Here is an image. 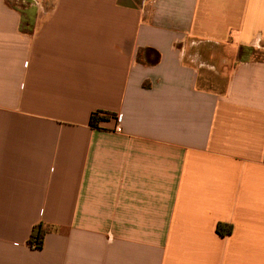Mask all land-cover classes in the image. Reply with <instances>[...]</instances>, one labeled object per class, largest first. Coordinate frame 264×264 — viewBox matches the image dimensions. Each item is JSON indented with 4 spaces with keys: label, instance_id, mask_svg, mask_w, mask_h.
<instances>
[{
    "label": "crops",
    "instance_id": "obj_1",
    "mask_svg": "<svg viewBox=\"0 0 264 264\" xmlns=\"http://www.w3.org/2000/svg\"><path fill=\"white\" fill-rule=\"evenodd\" d=\"M261 50L264 0H0V264H264Z\"/></svg>",
    "mask_w": 264,
    "mask_h": 264
},
{
    "label": "trees",
    "instance_id": "obj_2",
    "mask_svg": "<svg viewBox=\"0 0 264 264\" xmlns=\"http://www.w3.org/2000/svg\"><path fill=\"white\" fill-rule=\"evenodd\" d=\"M106 116L104 115H98L97 113H92L90 118H89V123L91 126L95 127L97 126V123L100 120L105 119ZM228 233L230 232V229L225 228L224 226H222V224H217L216 225V232L220 235L224 234L225 232ZM46 232V228L43 227L42 225H38L33 227L29 240H28V244L31 248H39L42 245V240H43V236Z\"/></svg>",
    "mask_w": 264,
    "mask_h": 264
},
{
    "label": "rangeland",
    "instance_id": "obj_3",
    "mask_svg": "<svg viewBox=\"0 0 264 264\" xmlns=\"http://www.w3.org/2000/svg\"><path fill=\"white\" fill-rule=\"evenodd\" d=\"M147 2V0H146ZM204 50L208 52H212L214 51L212 48H210L209 46H204ZM250 57L254 58V59H264V50L260 51V52H253L252 54L249 55Z\"/></svg>",
    "mask_w": 264,
    "mask_h": 264
}]
</instances>
